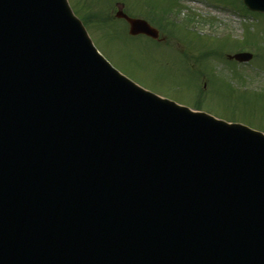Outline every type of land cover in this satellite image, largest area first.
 I'll return each mask as SVG.
<instances>
[{"label":"water","instance_id":"95a60500","mask_svg":"<svg viewBox=\"0 0 264 264\" xmlns=\"http://www.w3.org/2000/svg\"><path fill=\"white\" fill-rule=\"evenodd\" d=\"M0 264H264V134L133 84L67 0H0Z\"/></svg>","mask_w":264,"mask_h":264},{"label":"rangeland","instance_id":"374dc122","mask_svg":"<svg viewBox=\"0 0 264 264\" xmlns=\"http://www.w3.org/2000/svg\"><path fill=\"white\" fill-rule=\"evenodd\" d=\"M168 1L173 0H124L127 5L122 0H69L79 17L83 15L78 4L87 8L84 13H99L114 19L117 4L123 3L130 17L148 20L152 15L145 17L146 6L162 11ZM179 1L181 7L175 9H181V12L175 14V18L181 23L193 18L183 25L195 33L177 27L175 38L168 39L161 31V38L165 37V40L155 43L145 37L131 38L127 34V23L117 19L108 25H89L88 32L111 64L144 89L191 108L199 102L204 111L217 118H235L264 132V99L253 95L264 91V18L259 20L241 11L239 0ZM246 27H251L250 32L257 35L256 38L247 37V42ZM211 38L218 46L216 56L211 55L200 64L185 59L183 55L196 57L200 54L196 51L198 47H209ZM250 40L253 43L257 40L260 43L256 44L261 45L259 48L247 45ZM240 46H245V51L254 55L253 60L246 64L229 62L227 56L238 52ZM257 54L263 61H254ZM214 71L219 74L217 78L212 77ZM228 71L242 76L244 85L252 91L249 88L250 92L240 90L241 85L236 82L228 87Z\"/></svg>","mask_w":264,"mask_h":264},{"label":"trees","instance_id":"16d2710c","mask_svg":"<svg viewBox=\"0 0 264 264\" xmlns=\"http://www.w3.org/2000/svg\"><path fill=\"white\" fill-rule=\"evenodd\" d=\"M175 4H176V0H173L172 2H169L167 5H165V7L163 8V13H168L170 12L174 7H175ZM79 11L82 13L83 15V21L85 22L86 25H92L94 24L95 26H100V25H108L109 23H112V18L110 16H102L100 15L99 13H92V14H87L86 12L84 13V10L87 9L85 7H83V5L79 4V7H78ZM89 12V9L88 11ZM167 24H170V25H175V23L173 22H169L167 21L166 22ZM158 25L160 26V28L162 29L163 26L161 25V23H158ZM251 27H246L245 29V39L247 42V37L248 38H256L257 35L255 33H251L250 32V29ZM258 40V39H257ZM257 40H255L254 42L255 43H260V42H257ZM253 40H250V44L253 43L252 42ZM217 51V53H216ZM209 52V53H208ZM207 53H205V56L207 55H212V54H218V48L216 49H212L210 51H208ZM262 61H263V58H262ZM228 74L227 75V86H231L232 82H236L238 84H240L241 86L244 85V82H243V78L242 76H238L237 74L234 75V72L233 71H228ZM223 75V74H222ZM237 76V77H236ZM241 79V80H240ZM253 95L256 97V98H259V99H264V91H261L259 93H253Z\"/></svg>","mask_w":264,"mask_h":264}]
</instances>
